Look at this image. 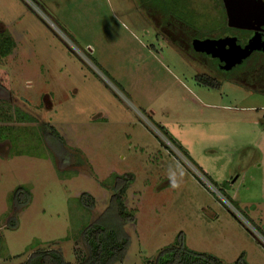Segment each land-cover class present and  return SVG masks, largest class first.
Wrapping results in <instances>:
<instances>
[{"label":"rangeland","instance_id":"rangeland-1","mask_svg":"<svg viewBox=\"0 0 264 264\" xmlns=\"http://www.w3.org/2000/svg\"><path fill=\"white\" fill-rule=\"evenodd\" d=\"M223 15L221 0H0L12 41L0 56V264L46 247L78 264L82 229L106 211L115 221L110 199L127 174L134 220L122 225L129 243L115 264H152L180 232L225 264L241 252L264 264V238L232 206L264 230V53L213 65L197 42L221 34ZM20 185L31 199L16 208Z\"/></svg>","mask_w":264,"mask_h":264},{"label":"trees","instance_id":"trees-1","mask_svg":"<svg viewBox=\"0 0 264 264\" xmlns=\"http://www.w3.org/2000/svg\"><path fill=\"white\" fill-rule=\"evenodd\" d=\"M222 1V0H221ZM223 4V3H222ZM223 20L224 27L223 29L232 30L227 25V19L225 14V9L223 6ZM222 28V27H220ZM240 32L248 33L247 30L237 29ZM1 43L11 45V39L0 32V56L4 54V50H1ZM199 81H202L210 86L218 85L214 79L207 77L206 75L198 76ZM0 86L7 89V82L3 81V78L0 77ZM2 108V107H1ZM0 108V116L5 117L7 120V115H5L4 111ZM27 115V114H26ZM20 117V115L18 114ZM10 117V116H9ZM31 118V116H29ZM1 118V117H0ZM21 118H25V116H21ZM10 119V118H9ZM49 128L50 134L59 142H62L61 136L59 133L51 126L46 125ZM158 129L162 132L164 128L162 126H158ZM159 131V132H160ZM160 132V133H161ZM165 132V131H164ZM166 134V132H165ZM169 141L174 145V147L179 150L181 153L186 155L185 150L178 145L174 140L169 139ZM187 156V155H186ZM203 176L209 180L214 187L217 184L209 179V177L199 170ZM197 181L201 183L204 187H207L206 184L196 175ZM118 179H122V183L120 186H115L114 189L117 190L116 194H113L110 199L109 208L113 210L115 221L108 218L106 216L108 212L101 214V216L89 223L85 226L81 231V240L85 246V255L80 259L78 264H115L117 262H121L126 254V250L128 247L129 239L124 231L122 230V225L133 221L134 216L131 212H128L124 200L123 193L125 192L129 182L131 181V175L127 174ZM208 189V188H207ZM218 189V188H216ZM220 194L224 196L229 202V198L225 196L224 191L220 187L218 189ZM14 207L20 208L29 203L31 199V193L26 186L20 185L15 188L13 191V195L11 197ZM81 205L84 208H91L94 204V199L87 193H82L79 197ZM230 204H232L230 202ZM228 212L233 216V218L240 224L244 225V223L240 220V218L231 211L226 205H224ZM232 206L240 213V215L245 218L257 232L264 238V230L257 226L252 219H250L245 213L240 211L234 204ZM110 211V210H109ZM10 228L16 226L15 217H10L9 223L7 225ZM245 228L253 235V233L245 226ZM254 236V235H253ZM20 264H72L68 261H65L60 250L54 249L50 247L46 248H37L32 251L29 256ZM152 264H225L220 258L205 252H196L186 247L184 243V237L180 232L177 235L175 242L172 245L163 247L158 252V255L155 261ZM232 264H248L245 255L241 252L238 257L233 261Z\"/></svg>","mask_w":264,"mask_h":264},{"label":"water","instance_id":"water-1","mask_svg":"<svg viewBox=\"0 0 264 264\" xmlns=\"http://www.w3.org/2000/svg\"><path fill=\"white\" fill-rule=\"evenodd\" d=\"M222 3L227 25L236 29L251 30L253 35L243 46L236 37L200 39L197 42V50L206 56L218 58L219 69L230 70L242 63L253 51L264 53V39L260 33L264 26V1L222 0Z\"/></svg>","mask_w":264,"mask_h":264},{"label":"flooded vegetation","instance_id":"flooded-vegetation-1","mask_svg":"<svg viewBox=\"0 0 264 264\" xmlns=\"http://www.w3.org/2000/svg\"><path fill=\"white\" fill-rule=\"evenodd\" d=\"M230 28H232V27H230ZM263 29H264V26L262 27V30H260V33L262 34V38L264 39V31H263ZM221 30H222V32H221L220 35L215 36V37H211V38L218 39V38H222V37H226V36L236 37V38H238L241 46H243L244 44H246L247 40L254 33L251 30H247L248 33H245V32L243 33V32H240V31L238 33H235V31H238L236 28H232V30H227V29H221ZM204 38H206V37H204ZM204 38H200V39H204ZM208 38H210V37H208ZM210 60L212 61L213 65L214 64L216 65L219 62V59L218 58H215V57L212 58V59H210ZM215 68H217V67H215Z\"/></svg>","mask_w":264,"mask_h":264},{"label":"clouds","instance_id":"clouds-1","mask_svg":"<svg viewBox=\"0 0 264 264\" xmlns=\"http://www.w3.org/2000/svg\"><path fill=\"white\" fill-rule=\"evenodd\" d=\"M183 176L184 172L179 166L175 168L169 167L167 178L169 180L170 187L173 189H179L183 182Z\"/></svg>","mask_w":264,"mask_h":264}]
</instances>
